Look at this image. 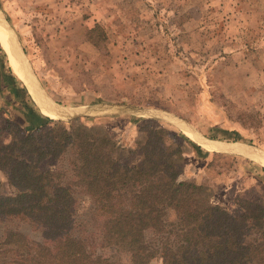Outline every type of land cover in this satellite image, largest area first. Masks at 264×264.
<instances>
[{
    "label": "rangeland",
    "instance_id": "obj_1",
    "mask_svg": "<svg viewBox=\"0 0 264 264\" xmlns=\"http://www.w3.org/2000/svg\"><path fill=\"white\" fill-rule=\"evenodd\" d=\"M0 10L40 85L57 103L71 108L115 103L163 110L206 137L264 153V0H0ZM22 87L25 91L20 93ZM31 93L43 107L12 72L0 45V168L5 145L26 135L12 122L26 128L27 119L38 120L40 112L63 121L43 113ZM74 120L104 126L125 147H134L145 123L197 145L188 132L182 130L186 137L159 120L129 115ZM190 143L182 179L208 187L213 202L229 209L235 198L264 203L262 167L202 146L196 154ZM67 157L56 167L49 159L39 164L48 193L53 191V171L65 169ZM0 181L6 193L1 169ZM76 195L77 231L96 232L87 199L80 192ZM177 226V216L169 212L167 230L149 231L145 239L155 248H174L180 240ZM41 241L40 231L29 222L0 216V264H32L23 256ZM92 253L99 262L131 264L127 255L95 241ZM149 264H163L161 254Z\"/></svg>",
    "mask_w": 264,
    "mask_h": 264
},
{
    "label": "trees",
    "instance_id": "obj_2",
    "mask_svg": "<svg viewBox=\"0 0 264 264\" xmlns=\"http://www.w3.org/2000/svg\"><path fill=\"white\" fill-rule=\"evenodd\" d=\"M12 123L26 135L12 139L2 154L8 191L0 181V216L27 221L40 231L42 241L23 256L27 262L112 264L93 256L95 241L127 255L131 264H149L158 254L163 264H264V203L235 198L229 209L213 202L208 187L182 179L188 139L162 126L149 128L144 121L130 148L100 124L46 119L26 129ZM48 123L50 129L40 133ZM67 154V167L55 168L48 193L38 166L49 159L56 167ZM77 192L90 205L96 232L76 229ZM169 212L177 216L180 240L174 248H155L145 234H163Z\"/></svg>",
    "mask_w": 264,
    "mask_h": 264
},
{
    "label": "bare ground",
    "instance_id": "obj_3",
    "mask_svg": "<svg viewBox=\"0 0 264 264\" xmlns=\"http://www.w3.org/2000/svg\"><path fill=\"white\" fill-rule=\"evenodd\" d=\"M2 28L4 29L3 22L0 19V45L7 56L8 65L10 69L12 70V72L15 74V76L23 80V82L26 83L35 92L38 99L42 102L43 107L40 104V102L35 98L34 93L33 94L31 93V94L36 104L42 110V112L44 113V111H47L46 114L49 113L50 116L55 117L59 120H63V121H65L66 119L70 118L73 115L82 113V111H84L87 107L86 108H71V107L63 108L57 104H54L52 101L48 100L45 97L41 89L36 84L34 76H32V74L30 73L28 68L25 66L23 61H21V58L18 55L11 40L8 39L7 41L9 42L11 47L6 42L7 37L2 31ZM13 50L16 52L14 53ZM182 129L189 133V134H186L188 137L191 134L192 138H194V140L197 142L199 146L205 147L212 151L238 155V156L250 159L251 161L261 163L264 165V153L258 149H255L253 147L246 146L243 144H238V143H233L231 145H225L223 143L213 141V140L201 141L200 139L196 137L197 135L194 134L191 128L187 126H183Z\"/></svg>",
    "mask_w": 264,
    "mask_h": 264
},
{
    "label": "water",
    "instance_id": "obj_4",
    "mask_svg": "<svg viewBox=\"0 0 264 264\" xmlns=\"http://www.w3.org/2000/svg\"><path fill=\"white\" fill-rule=\"evenodd\" d=\"M0 19L3 22V27L8 35V38L11 40L13 46L15 47L18 55L21 58V61H23V63L25 64V66L28 68V70L30 71V73L32 74V76H34L35 82L38 85V87L41 89V91L43 92V94L45 95V97L52 101L54 104H57L63 108H65L66 106H63L59 103H57L56 101H54L53 99H51L44 91V89L42 88V86L40 85L28 59L27 56L23 50V48L21 47L17 36L15 34V32L13 31L12 27L10 26V24L7 22L4 14L2 13V11L0 10ZM120 115H129V116H134L137 118H143V119H149V120H159L162 122H165L167 124H170L174 127H176L178 130H180V132H182V127L183 126H187L189 128L192 129V131L194 132V134H196L197 138L200 139L201 141L203 140H213V141H217L220 143H223L225 145H231L233 144V142H226L223 140H218V139H213V138H209L206 137L204 135H202L200 132H198L194 127H192L187 121H185L184 119L170 113L167 111H163V110H158V109H148V108H141V107H137V106H133V105H127V104H115V103H108V104H94V105H90L87 106V108L82 111V113L80 114H76L71 116L70 118L66 119L65 121H70V120H74V119H78V118H103V117H112V116H120ZM183 135H185L182 132ZM186 136V135H185ZM187 137V136H186ZM198 145V144H197ZM231 155V154H230ZM235 156V155H234ZM241 157V156H239ZM244 158V157H241ZM252 163L257 164L258 166L262 167L264 169V165L261 163H257L254 161H251L250 159L244 158Z\"/></svg>",
    "mask_w": 264,
    "mask_h": 264
},
{
    "label": "crops",
    "instance_id": "obj_5",
    "mask_svg": "<svg viewBox=\"0 0 264 264\" xmlns=\"http://www.w3.org/2000/svg\"><path fill=\"white\" fill-rule=\"evenodd\" d=\"M19 91H20V93H21V90H19ZM33 113H35V111H34ZM36 117L38 118V120H37V119L33 120L32 117H30L29 119H27V122L25 123V124H26V129H32V128H35V127H37L39 124L44 123V122L46 121V119L51 120L50 118H47L46 116H44L41 112H40V114H37ZM24 128H25V127H24Z\"/></svg>",
    "mask_w": 264,
    "mask_h": 264
}]
</instances>
